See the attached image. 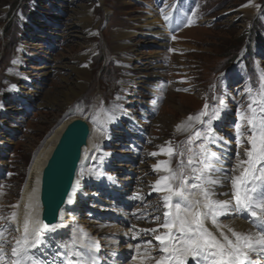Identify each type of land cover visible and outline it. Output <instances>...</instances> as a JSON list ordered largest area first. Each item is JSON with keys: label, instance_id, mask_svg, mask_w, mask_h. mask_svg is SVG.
Masks as SVG:
<instances>
[{"label": "rangeland", "instance_id": "374dc122", "mask_svg": "<svg viewBox=\"0 0 264 264\" xmlns=\"http://www.w3.org/2000/svg\"><path fill=\"white\" fill-rule=\"evenodd\" d=\"M82 5L95 14L94 32L80 26L73 28L76 32L71 29L72 12ZM150 11L160 16L168 28L169 36L163 42L144 35L143 25ZM129 28L136 33L123 42L118 35ZM17 56L22 67L13 63ZM80 56L87 59L79 61ZM69 60L82 65L88 61L91 80L75 101L60 110L45 104L44 98L60 88L63 78L74 79L69 76L70 70L56 67L59 61ZM45 62L53 68H48L50 73L38 81L41 93L28 99L31 95L27 91L21 100L18 96L22 91H12L11 85L20 87L22 79H15L10 69L34 76L44 70L40 67ZM145 62H154L157 67H147ZM153 75L155 79L147 78ZM262 77L264 0H77L73 4L70 0H0V232L4 233V254L9 255L0 264H11L15 259L11 250L17 228L10 216L31 164L56 127L70 116L86 118L94 127L92 147L97 152L93 158L97 159L98 152L104 155L101 161L105 163V173L146 196L139 200L133 195L131 201H121L123 195L112 199L104 193L94 198L93 204L79 203L76 222L81 228L77 231L95 235L93 239L106 249L101 253L105 255L104 264L108 249L112 250L109 255L121 258L129 245L141 251L149 249L151 260H158L161 253L157 251L160 245L155 235L166 230L147 231L159 227L166 211L160 193L152 191L147 195L156 176L149 169L157 159L151 155L156 142L167 138L177 152L185 153L182 159L186 164L189 136L195 131L207 133L211 120L209 143L215 138L213 141L220 144L226 137L233 149L240 150L233 130L240 123L250 131L240 116L249 114L250 97L256 95ZM205 104L208 114L202 117L203 124L192 121L191 128L178 132L169 122L162 124L161 118L166 117L183 123L188 116L198 115ZM224 104L229 110L225 109V128L220 129L212 116L223 110ZM9 106L17 108L19 115L3 110ZM177 107L184 108L185 115ZM113 115L125 119L129 131L122 127L111 132L109 117ZM201 142L202 139L193 141V153L199 151ZM239 153L238 158H244L241 150ZM180 160L177 155L167 158L173 169L178 168ZM186 174L190 177L188 170ZM96 186L101 191L111 187ZM119 237L128 242L123 243ZM127 263L136 261L131 257Z\"/></svg>", "mask_w": 264, "mask_h": 264}, {"label": "snow or ice", "instance_id": "6c2138e0", "mask_svg": "<svg viewBox=\"0 0 264 264\" xmlns=\"http://www.w3.org/2000/svg\"><path fill=\"white\" fill-rule=\"evenodd\" d=\"M164 19L168 20L169 16L165 14ZM261 80L256 95L250 97L249 114L240 116L241 120H246L250 128L244 158L239 159L235 167L223 177L216 174L219 158L215 152L206 148V144L209 143L208 133L212 131L211 120L208 121L207 133L202 135L201 131H195L189 136L186 164L182 159L185 153L177 152L171 146V142H167V146L161 148L164 155L170 158L177 155L181 160L177 169L170 166V161H162L160 165L154 166V169L162 168L168 173L153 185V191L164 193L163 207L166 209L163 214L164 219L158 228L147 230L152 233H157L159 228L166 230L163 234L155 235L161 253L156 264H189L190 261L191 264H254L250 254L264 258V77ZM248 91L251 94L252 89ZM220 103L223 101L221 100ZM207 109L208 105L205 104L198 115L188 116L187 122L195 121L203 124L202 117L207 116ZM218 116L219 111H215L212 119ZM187 122L177 125V131H187L191 128V123ZM235 128L237 142L243 147L244 133L241 132V124L237 123ZM201 139L203 142L199 144V151L193 153L191 144L194 140ZM158 154L151 153L153 156ZM237 156H240L239 152ZM186 170L190 172L191 183ZM96 175L99 176L100 173ZM224 181L228 182L230 192L222 194L229 198L216 199L221 194L216 188L223 187ZM31 208L32 205L29 204V209ZM229 213L242 214L246 219L251 218L257 231L241 232L227 224H222L219 217ZM15 218L16 213H13V219ZM155 219L159 220L160 217ZM208 222L216 231L209 228ZM57 227V224L33 219L31 212L26 214L23 234L16 239V246L11 250V255L16 258L11 264H43L37 260L31 250L45 244L44 234L54 232ZM3 236L4 233L0 232V261L4 256ZM84 237H87L86 233ZM92 247L95 248L97 245L93 242ZM76 255L81 254L76 253ZM88 259L91 264H95V260L90 255ZM151 259L153 257L145 252L141 264H146V261Z\"/></svg>", "mask_w": 264, "mask_h": 264}, {"label": "bare ground", "instance_id": "6f19581e", "mask_svg": "<svg viewBox=\"0 0 264 264\" xmlns=\"http://www.w3.org/2000/svg\"><path fill=\"white\" fill-rule=\"evenodd\" d=\"M70 2L73 4V3H76L77 0H70ZM94 16L95 14L91 12V10L88 9L86 6L84 5H82L81 7L79 6L78 9H75L72 12L73 22H71V25H72L71 29L76 32V30L73 28L80 26L81 28H84V29L88 28L90 32L96 31L97 23L95 22ZM143 27H145L146 31L144 32V35L147 36V38L158 37L163 42L165 40V36H169V33L167 31L168 28H166V26L162 24V22L160 21V16L158 18V16L153 11H150L149 15L146 16V21ZM135 33H136L135 31L129 28V29H126V31L124 32L121 31L118 36L119 38H121L120 40H123L124 42L125 38L131 35H134ZM77 59H79V61H85V59L87 58L84 56H80ZM69 62L71 61L69 60ZM69 62L64 63L62 61H59L56 67L57 68L64 67L70 70L69 76L73 75L74 79L71 80L69 77L63 78L64 82L60 86V88L56 92H54L53 95L46 94V97L44 98L45 104L51 105L52 107H57L60 110L66 108L69 104L75 101L78 98V96L86 89V87L89 85L90 80H91V69H90V66L86 64L88 61L85 63V65L74 64L72 62L71 63ZM13 63H15L18 66H21V65L23 66V62L21 61L19 56H17L13 60ZM144 65H146L147 67H151V66L157 67L155 66L154 62L152 63L145 62ZM40 68L44 70L40 71L39 73H36L34 76L32 75L29 76L27 74H21L17 71L16 68L10 69L9 73L11 75H14L15 79H22L21 81L22 85L20 87H17L16 83L15 84L13 83L11 85V88H13L12 91H18V90L22 91V92H19L20 95L18 97L20 98L22 96L26 97L25 95H27L26 94L27 91L31 95V96L28 95V99L32 97H36V95H38L39 92L41 93L40 91L41 87L39 86L40 85L39 82L40 80H42L41 77H46L50 73L48 68L52 69L53 66L48 65L45 62L44 65H41ZM154 77L155 76L153 75L152 77H147V78L155 79ZM146 79H143L142 81L147 82ZM21 100H23V98H21ZM1 105H3V103L0 104V107ZM6 108L8 109V111ZM6 108H4L3 110L6 111L7 113L11 112L13 114L19 115V112H18L19 110L17 108L10 107V106ZM10 108L13 109V112L10 110ZM223 108L224 109L219 112V116L215 118L216 125L219 126L220 129L225 128L226 119L224 115L226 113L225 109L229 110L228 104H226ZM179 109H180L181 114L185 115L186 110H184V108H181V107ZM74 118L76 117L70 116L66 118L61 124H59L58 127H56L54 132L46 140L44 146L37 152L34 158V161L31 164V167L29 169L21 195L19 199L16 200V202H14V204L12 205V212H11L12 214L10 218H11L12 223H14V225L17 228L16 229L17 230L16 239L17 237L19 238L23 234V223H24L26 214L31 212V216L33 219H39L43 221L42 220L43 207L41 205V199H40L43 170L61 134L63 133L67 125ZM119 118L118 116L115 117L113 115V117L110 119L111 120L110 121L111 128H109L110 131L112 130L111 132H113V130L122 129V127L126 129V131H129V129L124 124L125 119H121V118L119 119ZM161 121L164 126L167 125V123L169 122L168 124L172 125L175 131H177V125L182 124V123H178L175 117H166V119L161 118ZM185 122H187V119L183 123ZM91 129H92V132L94 133L95 129L93 126H91ZM241 132L246 135L242 137L243 147H241V144H239L238 142L237 144L240 147L241 153H244V149L248 147V144L246 143V139L250 131L248 128L241 127ZM233 134L235 135L236 140H237L236 128L233 130ZM92 139H93V134L90 135L89 140H88V145L83 150L81 161L79 164V169L77 171V174H76L74 183L72 185V188L69 192V195L67 196L66 201L59 212L58 220L55 223H53V224L58 225L57 229L54 232H46L44 234V239L46 240V243L41 246H38V249L31 250V252L35 254V257L37 258V260L40 262H43V264H59L61 262H63V264H91V261L88 259L89 255L92 257V259L95 260V264H102L104 261L102 257L105 255H101V253H103V251L106 249L102 247L100 244H98L96 240H94L95 235L92 236L91 233H87V237L85 238L84 233H80L79 231H77L81 228V224L78 226L76 222L78 219L77 206L81 202L93 204L94 198H97V196L101 197V194H104V193H106V195L110 196L112 199L116 198L118 194L123 195L121 196V198L123 199L121 201H124V200L131 201L133 199V195H135L139 200H143L146 197L145 195L143 196V194L145 193L139 194L140 192L138 193L135 189H132L131 184L124 183V182L121 183L116 178L110 175H107L105 173L102 167L105 164L103 162L104 155L101 152H98L97 159L95 158L96 160H94L93 158L97 150L92 147V144H93ZM210 140L211 142L208 145H206V148L210 150L211 152H215L217 157L219 158V161L217 164L218 172L216 174L223 177L225 173H228L230 170H232L235 167V165L238 163V160L243 157L238 158L237 152H240V150L233 149L232 144L227 142L228 139L226 137L221 139L222 141L220 144H217L216 142H214L213 139H210ZM167 142H169L167 138L156 142L157 146L154 152L159 153V154L156 155L157 159H155V162L152 163L153 167L149 168L152 170V173H155L156 175L155 178H153V181H154L153 185L162 176L167 175V173L163 171L162 168H160L159 170L154 169V166L160 165L162 161H167L168 156L164 155L161 152V148L167 146ZM233 156L235 159L232 158ZM102 157H103V161H101ZM230 163H232L233 165ZM148 171H145L144 173L147 172V174H149ZM96 173H100V175L97 176ZM146 177L149 178L148 175H146ZM145 179L147 180V178ZM96 185H99V186L105 185V186H109V187L111 186V187L108 191L105 189L101 191V187L98 188ZM118 187L122 189L119 191ZM152 191L153 189L147 190V195L151 193ZM216 191L218 193H221L220 195L216 197V199H221V200L228 199L229 198L228 196H225L222 194V193L230 192V187H229L228 182L224 181L223 187L217 186ZM160 194L164 196V193H160ZM127 195H129V197H127ZM29 204L32 205L31 209H29ZM61 212L63 213L62 217H61ZM13 213H16L15 219H13ZM219 220L222 222V224H227L235 228L237 231H241V232L257 231V227L251 222V218L246 219L244 215L242 214L229 213L228 215L219 217ZM125 221H128V219H125ZM130 224L131 222H128V225ZM208 226L213 231H216L214 227L210 224V222H208ZM70 232L72 234H69ZM217 235H218V232H217ZM97 238L98 236L96 237V239ZM119 238L123 243L128 242L127 238L125 237H119ZM93 242L95 243V245H97V247L95 248L91 247ZM127 244L129 245V243ZM85 246H87V248ZM159 249L160 248H158L157 251H160ZM141 250L142 249L139 248L138 246L136 249H134L132 248V245H129L127 249L126 248L124 249L123 256L121 258L118 257L116 254L109 255L108 253L109 251L108 252L106 251L107 252L106 260L107 259L108 260L105 263L106 264H115V263L116 264H123V263L128 264L127 263L128 259L132 257V260H135L136 264H141V260L144 259V256L141 258H138V257L142 255L143 253H145V251L148 252L149 249L145 251H141ZM48 251H49V254L47 253ZM125 252H127L128 255L124 254ZM76 253H80L81 255L78 256L76 255ZM48 255H50L49 262L47 261ZM115 255L117 256L116 258H115ZM250 255H251V259L254 261V264H264V258H260L256 256L255 254H250ZM8 256L9 255L5 253L3 258L6 259L8 258ZM146 263L156 264V260H147ZM189 264H191V261L189 262Z\"/></svg>", "mask_w": 264, "mask_h": 264}, {"label": "water", "instance_id": "95a60500", "mask_svg": "<svg viewBox=\"0 0 264 264\" xmlns=\"http://www.w3.org/2000/svg\"><path fill=\"white\" fill-rule=\"evenodd\" d=\"M91 127L87 119L74 118L61 134L42 174V220L55 223L74 183Z\"/></svg>", "mask_w": 264, "mask_h": 264}]
</instances>
